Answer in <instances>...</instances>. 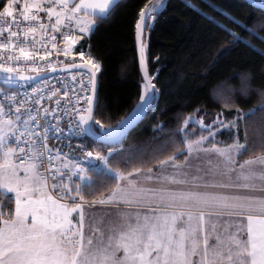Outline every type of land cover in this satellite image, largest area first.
<instances>
[{"label": "snow or ice", "instance_id": "snow-or-ice-1", "mask_svg": "<svg viewBox=\"0 0 264 264\" xmlns=\"http://www.w3.org/2000/svg\"><path fill=\"white\" fill-rule=\"evenodd\" d=\"M121 7L0 0V264H264V85L245 69L240 91L257 93V105L241 108L229 93L231 118L197 107L163 137L158 124L148 142L125 144L159 103L150 35L167 4L138 7V98L105 123L91 40ZM202 15L209 42L222 41L216 59L255 48L224 19L264 31V19L249 27L231 12Z\"/></svg>", "mask_w": 264, "mask_h": 264}, {"label": "trees", "instance_id": "trees-1", "mask_svg": "<svg viewBox=\"0 0 264 264\" xmlns=\"http://www.w3.org/2000/svg\"><path fill=\"white\" fill-rule=\"evenodd\" d=\"M254 1L262 4L261 0ZM144 2L122 0V7L115 16L92 36L93 52L97 59H102L99 93L104 107L102 113L98 111L97 114L105 123L122 116L138 98L139 67L134 21L138 7ZM166 4V11L150 35L152 56L159 58L158 63H152V70L158 71L161 88L159 103L130 130L125 144L148 142L156 135L153 126L158 124L164 125V130L159 133L163 137L168 128L177 127L184 116L197 107L213 114L223 110L230 113L231 118L236 109L224 106V97L229 93L244 109L260 101L255 92L242 94L239 74L251 69L253 87L264 85V75L261 74L264 57L260 52L264 50V42L258 39L264 36V31L257 28L256 35H250L224 19V24L239 32L255 48L240 43L216 59L222 41L209 42V21L202 13L221 19L220 11L231 12L238 20L254 27L264 19V10L245 0H166ZM218 92L224 95L220 96ZM228 137V131H223L218 139L230 143ZM85 141L89 146L95 143L88 137Z\"/></svg>", "mask_w": 264, "mask_h": 264}, {"label": "water", "instance_id": "water-1", "mask_svg": "<svg viewBox=\"0 0 264 264\" xmlns=\"http://www.w3.org/2000/svg\"><path fill=\"white\" fill-rule=\"evenodd\" d=\"M247 3H249V4H251V5H254V6H256V7H259V8H261V9H263L264 10V5H262V4H260V3H258V2H255L254 0H245ZM137 61H138V53H137ZM139 67V66H138ZM141 120V119H140ZM139 120V121H140ZM138 121V122H139ZM137 122V123H138ZM87 137V136H86ZM89 139H91L92 140V138L91 137H88ZM93 141V140H92Z\"/></svg>", "mask_w": 264, "mask_h": 264}, {"label": "rangeland", "instance_id": "rangeland-1", "mask_svg": "<svg viewBox=\"0 0 264 264\" xmlns=\"http://www.w3.org/2000/svg\"><path fill=\"white\" fill-rule=\"evenodd\" d=\"M85 139H86V136L83 137V140H84V141H85ZM72 143L75 144V143H78V141L76 140V141H73Z\"/></svg>", "mask_w": 264, "mask_h": 264}, {"label": "built area", "instance_id": "built-area-1", "mask_svg": "<svg viewBox=\"0 0 264 264\" xmlns=\"http://www.w3.org/2000/svg\"><path fill=\"white\" fill-rule=\"evenodd\" d=\"M73 141H76V140H73ZM73 141H72V142H73ZM50 143H53V141H50Z\"/></svg>", "mask_w": 264, "mask_h": 264}]
</instances>
